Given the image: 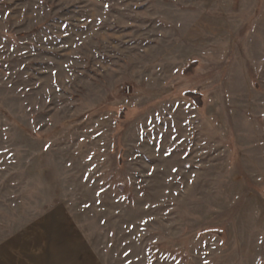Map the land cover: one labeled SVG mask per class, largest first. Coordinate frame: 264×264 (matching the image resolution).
Listing matches in <instances>:
<instances>
[{
	"label": "rangeland",
	"instance_id": "obj_1",
	"mask_svg": "<svg viewBox=\"0 0 264 264\" xmlns=\"http://www.w3.org/2000/svg\"><path fill=\"white\" fill-rule=\"evenodd\" d=\"M56 245L264 264V0H0V264Z\"/></svg>",
	"mask_w": 264,
	"mask_h": 264
},
{
	"label": "crops",
	"instance_id": "obj_2",
	"mask_svg": "<svg viewBox=\"0 0 264 264\" xmlns=\"http://www.w3.org/2000/svg\"><path fill=\"white\" fill-rule=\"evenodd\" d=\"M70 248H72V247L71 246H64V245L63 246H59V245L57 246L56 245V247L55 246L54 247L51 246L46 251L47 254L41 255L42 254L41 253L40 255L30 256V257H33V260H30V259L29 260H26L25 258H21V257H19L17 255L15 256L14 252L13 251H10V252L13 253V254H10L9 255V257L11 259L7 263H3V264H16V262H15V261H17V259L15 260L16 257L19 258V259H21V260H23L22 261L23 263H21V264H29L30 263L29 261H33L34 264H40V263H38L39 260H43V264H47L48 262L49 263L54 262L53 264H81L80 263V260L79 259L77 260L75 258V257L79 256V255L76 254L77 253V251H75L76 249L70 250ZM29 249L32 250L33 248H31V247L25 248V253L28 254L29 252H33V251H29ZM3 252H5V251H3ZM34 252H36V251H34ZM71 252H72L73 256L74 255H76V256H74V258L72 256L71 257L72 258V261H69L68 260L69 261L68 262L67 261V259H68L67 256H70L69 254H71ZM13 258H14V260H13Z\"/></svg>",
	"mask_w": 264,
	"mask_h": 264
}]
</instances>
